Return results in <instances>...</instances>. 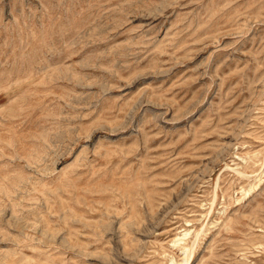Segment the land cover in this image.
I'll return each instance as SVG.
<instances>
[{"label":"rangeland","instance_id":"rangeland-1","mask_svg":"<svg viewBox=\"0 0 264 264\" xmlns=\"http://www.w3.org/2000/svg\"><path fill=\"white\" fill-rule=\"evenodd\" d=\"M0 264H264V0H0Z\"/></svg>","mask_w":264,"mask_h":264},{"label":"bare ground","instance_id":"bare-ground-1","mask_svg":"<svg viewBox=\"0 0 264 264\" xmlns=\"http://www.w3.org/2000/svg\"><path fill=\"white\" fill-rule=\"evenodd\" d=\"M185 236V235H184Z\"/></svg>","mask_w":264,"mask_h":264}]
</instances>
